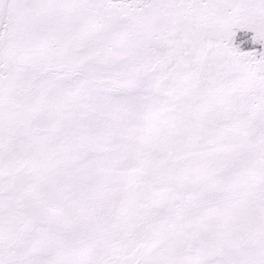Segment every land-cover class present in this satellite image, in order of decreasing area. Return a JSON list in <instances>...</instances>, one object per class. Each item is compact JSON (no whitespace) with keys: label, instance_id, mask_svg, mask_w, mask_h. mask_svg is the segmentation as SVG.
Segmentation results:
<instances>
[{"label":"snow or ice","instance_id":"snow-or-ice-1","mask_svg":"<svg viewBox=\"0 0 264 264\" xmlns=\"http://www.w3.org/2000/svg\"><path fill=\"white\" fill-rule=\"evenodd\" d=\"M0 264H264V0H0Z\"/></svg>","mask_w":264,"mask_h":264},{"label":"rangeland","instance_id":"rangeland-1","mask_svg":"<svg viewBox=\"0 0 264 264\" xmlns=\"http://www.w3.org/2000/svg\"><path fill=\"white\" fill-rule=\"evenodd\" d=\"M255 47H256L257 49H259V48H260V45H256Z\"/></svg>","mask_w":264,"mask_h":264}]
</instances>
